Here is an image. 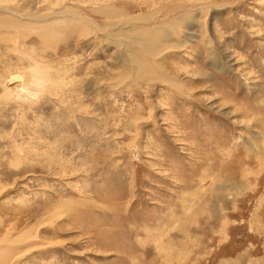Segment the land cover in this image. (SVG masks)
<instances>
[{"label": "rangeland", "instance_id": "rangeland-1", "mask_svg": "<svg viewBox=\"0 0 264 264\" xmlns=\"http://www.w3.org/2000/svg\"><path fill=\"white\" fill-rule=\"evenodd\" d=\"M0 264H264V0H0Z\"/></svg>", "mask_w": 264, "mask_h": 264}, {"label": "bare ground", "instance_id": "bare-ground-1", "mask_svg": "<svg viewBox=\"0 0 264 264\" xmlns=\"http://www.w3.org/2000/svg\"><path fill=\"white\" fill-rule=\"evenodd\" d=\"M158 33V32H157ZM160 33V32H159ZM156 36V35H155ZM154 38V36H153V34H151V41L150 42H153V39ZM146 39V38H145ZM140 43H142V41L140 42ZM145 44V43H144ZM148 50V49H147ZM151 56V55H150ZM35 69V68H34ZM39 73V72H38ZM35 77V76H34ZM42 80V79H41ZM35 81V80H34ZM17 83V82H16ZM19 83V82H18ZM41 84V83H40ZM13 85V84H12ZM176 85V84H175ZM15 87V86H14ZM20 88V87H19ZM19 90V89H18ZM24 90V89H23ZM22 92H25V91H22Z\"/></svg>", "mask_w": 264, "mask_h": 264}, {"label": "crops", "instance_id": "crops-1", "mask_svg": "<svg viewBox=\"0 0 264 264\" xmlns=\"http://www.w3.org/2000/svg\"><path fill=\"white\" fill-rule=\"evenodd\" d=\"M241 188H242L243 190H244V189H247V188H248V185L242 186ZM259 204H260V202L258 203V206H259Z\"/></svg>", "mask_w": 264, "mask_h": 264}]
</instances>
